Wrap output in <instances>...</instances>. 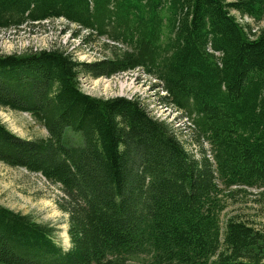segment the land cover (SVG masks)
I'll return each instance as SVG.
<instances>
[{"label":"trees","instance_id":"trees-1","mask_svg":"<svg viewBox=\"0 0 264 264\" xmlns=\"http://www.w3.org/2000/svg\"><path fill=\"white\" fill-rule=\"evenodd\" d=\"M55 19L106 55L0 54V108L48 132L25 139L0 121V162L62 189L71 247L0 204V264H264V232L238 216L223 229L218 215V179L264 189V0H0V30ZM136 70L189 121L199 158L137 98L81 89V75Z\"/></svg>","mask_w":264,"mask_h":264},{"label":"rangeland","instance_id":"rangeland-1","mask_svg":"<svg viewBox=\"0 0 264 264\" xmlns=\"http://www.w3.org/2000/svg\"><path fill=\"white\" fill-rule=\"evenodd\" d=\"M234 1V0H228ZM242 23H253L248 17H241L233 12ZM78 34H80L78 36ZM79 28L65 19H55L35 25H26L19 29L0 30V54L23 53L27 50H49L60 48L70 53L79 62H94L106 55L100 43L84 45ZM168 34V30L165 31ZM155 80L141 71L114 75L110 78H93L81 75V89L94 97L112 98L127 97L138 99L149 110L150 114L167 121L172 125L175 134L182 141L187 151L193 156H201V148L196 142L194 132L189 128V121L171 106L161 105L160 97L166 93L161 87L154 86ZM0 121L22 138L36 139L47 137V130L25 112H13L0 108ZM211 156L210 146L204 145ZM223 189L218 197L223 211L218 213L222 228L235 216L264 232V189L234 188ZM233 191V195H231ZM62 189L40 174L32 173L25 168H13L0 162V204L24 214L31 215L34 220L54 228V240L65 249L71 247L68 234V215L61 210ZM149 256L133 257L126 264H150Z\"/></svg>","mask_w":264,"mask_h":264},{"label":"bare ground","instance_id":"bare-ground-1","mask_svg":"<svg viewBox=\"0 0 264 264\" xmlns=\"http://www.w3.org/2000/svg\"><path fill=\"white\" fill-rule=\"evenodd\" d=\"M209 152V151H208Z\"/></svg>","mask_w":264,"mask_h":264}]
</instances>
